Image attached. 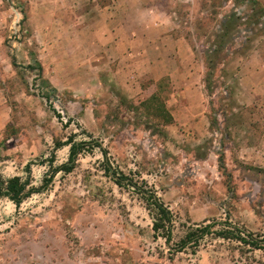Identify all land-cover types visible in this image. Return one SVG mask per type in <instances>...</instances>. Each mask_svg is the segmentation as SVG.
<instances>
[{
	"label": "rangeland",
	"instance_id": "1",
	"mask_svg": "<svg viewBox=\"0 0 264 264\" xmlns=\"http://www.w3.org/2000/svg\"><path fill=\"white\" fill-rule=\"evenodd\" d=\"M138 5L153 9L157 23L167 22L187 41L194 84L165 77L122 86L116 79L87 98L55 93L47 101L37 52L41 62L65 66L75 60L70 35L78 13L91 7L94 14L130 10L131 5L0 0V94L9 109L0 134L2 179L25 177L30 163V186L40 188L52 169L67 161L69 147L58 144L69 139L98 142L107 152L104 159L98 147L84 146L70 173L55 174L43 192L19 207L0 197V264H264V247L214 234L197 247L168 253L189 228L212 223H217L214 232L231 224L264 239L262 86L256 77L247 82L241 70L249 58H264V17L258 26H241L207 87L205 51L222 17L236 11L244 22L250 7L234 0H138ZM152 94L172 115L171 125L156 126L143 108L129 109L131 102L138 106ZM248 124L254 128L253 148L245 151L242 130ZM231 126L236 128L233 142ZM112 172L139 189L126 181L115 184ZM139 190L153 193L171 211L170 245L160 232L154 234L152 208Z\"/></svg>",
	"mask_w": 264,
	"mask_h": 264
},
{
	"label": "crops",
	"instance_id": "2",
	"mask_svg": "<svg viewBox=\"0 0 264 264\" xmlns=\"http://www.w3.org/2000/svg\"><path fill=\"white\" fill-rule=\"evenodd\" d=\"M123 1L131 5L130 10L123 7L111 12L106 8L94 14L91 7L89 11L85 9L84 12L76 15L77 22L71 25L70 35V41L74 47L72 48L76 53L75 60L66 63L65 66L62 65L63 63L55 62L52 66L45 64L40 61V55L37 52L42 69V81L51 91V97L52 94L60 93L69 99L87 98L105 82L116 81V79L117 81L120 79L118 82L122 86H128L131 83L135 86L143 78L157 81L165 77L171 80L183 78L186 84H194L196 75L192 66L194 58L187 41L174 35L171 25L167 22L157 23L153 9L139 6L138 0ZM261 3L264 7L263 2ZM119 5L123 4L119 2ZM203 68L204 65L202 70ZM241 70L245 73L247 82L250 83L252 77L260 81L264 101V58L260 61H257L255 56L249 58L241 66ZM180 74L182 75L179 76ZM253 95L254 93L251 97ZM187 111L190 114L194 112L192 109ZM262 114L264 121V110ZM8 118L9 109L4 103V97L0 94V134L5 129ZM235 129V127H229L232 131L230 142L234 141ZM243 129L245 136H242V142H245V151L252 150L253 145L250 142L254 128L248 124L243 126ZM261 129L264 152V126ZM63 145L65 144L58 147ZM66 146L70 148V145ZM249 161L246 162L249 163ZM251 162L254 163L253 160ZM261 162L264 163V158H261ZM31 166L32 164H30V185L32 183Z\"/></svg>",
	"mask_w": 264,
	"mask_h": 264
},
{
	"label": "trees",
	"instance_id": "3",
	"mask_svg": "<svg viewBox=\"0 0 264 264\" xmlns=\"http://www.w3.org/2000/svg\"><path fill=\"white\" fill-rule=\"evenodd\" d=\"M234 2L246 3L247 6L250 7L251 12L250 14H248V17L244 22L241 20L242 17L238 15L236 11H230L222 17L218 31L213 36V42L205 51V61H207L206 67L208 69L206 72L207 87L210 86V80L212 78L213 71L220 63L222 59L221 56L227 52V47L230 45L229 42L235 38V35L239 34V31H243V29H241V26H247L246 28H248L249 25L258 26L260 24L259 19L261 17H264V7L259 0H234ZM260 27L264 26L260 25ZM37 69L41 70L40 65L37 66ZM42 83L44 87L47 88L45 82ZM44 97L47 101H50L51 91L46 90ZM123 103L125 102L123 101ZM128 106L132 111H138L139 108H143L145 110V116L147 119L158 122V124H155L156 126H167L171 125L174 122L172 115L164 106L162 100L156 94H152L146 100L139 102L138 106L134 105L133 103H130ZM147 123H150V121L145 122L148 127L147 129H150V126ZM59 145L61 144H58V146ZM65 145H70L67 162L58 167H54L51 171V175L48 178L44 179L43 185L40 188L34 189L30 186V163H28L24 168V172L26 174L25 178L14 176L4 180L0 176V197L8 198L16 207H19L20 204L31 194L45 190L47 185L52 181V178L55 176V174L59 172L70 173L74 169L77 157L82 152L84 146L86 147L92 145L98 147L101 150V154L103 155L104 159H107L106 150L103 149L98 142L89 141L76 143L73 142L72 139H69L65 143ZM53 159L54 155L49 161L51 166L53 163ZM221 167L224 169L222 164ZM106 169L110 170L109 167H107ZM112 175L115 184L120 186L121 184H123V181H126L128 185L139 189L132 182V180H128L127 178H118L115 176L116 174L114 172H112ZM139 192H141L142 197L147 200L148 205H150L152 208L151 218L152 230L154 234L158 235V233L160 232L161 236L165 240V243L167 245H170L173 226V215L171 211L153 193L144 192L142 190H139ZM216 225L217 223H212L198 227L196 229L189 228L184 236L179 240L178 244H176L175 247H172L168 253L172 254L181 252L190 245L197 247L200 241L205 236L210 234H214L217 237L223 239H234L243 244H249L253 246L254 249H262L264 247V239L253 238L250 233H246L244 230L239 229L238 227L232 226L231 224H222L223 226L227 227V229L214 232V228Z\"/></svg>",
	"mask_w": 264,
	"mask_h": 264
},
{
	"label": "water",
	"instance_id": "4",
	"mask_svg": "<svg viewBox=\"0 0 264 264\" xmlns=\"http://www.w3.org/2000/svg\"><path fill=\"white\" fill-rule=\"evenodd\" d=\"M17 16H18V14H17Z\"/></svg>",
	"mask_w": 264,
	"mask_h": 264
}]
</instances>
